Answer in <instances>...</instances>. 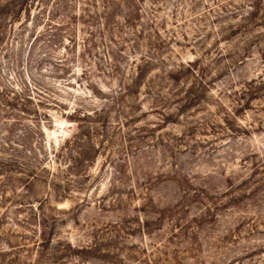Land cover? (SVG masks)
<instances>
[{
	"label": "rangeland",
	"instance_id": "rangeland-1",
	"mask_svg": "<svg viewBox=\"0 0 264 264\" xmlns=\"http://www.w3.org/2000/svg\"><path fill=\"white\" fill-rule=\"evenodd\" d=\"M0 264H264V0H0Z\"/></svg>",
	"mask_w": 264,
	"mask_h": 264
}]
</instances>
